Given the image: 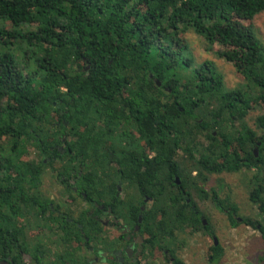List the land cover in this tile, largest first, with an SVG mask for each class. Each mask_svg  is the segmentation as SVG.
Masks as SVG:
<instances>
[{"label": "trees", "instance_id": "obj_1", "mask_svg": "<svg viewBox=\"0 0 264 264\" xmlns=\"http://www.w3.org/2000/svg\"><path fill=\"white\" fill-rule=\"evenodd\" d=\"M263 11L264 0H0V219L30 211L43 157L52 172H80V188L113 162L133 181V157L152 150L182 183L195 181L199 198L217 200L230 226L257 230L264 261V47L252 25ZM189 31L208 49L217 44L215 56L255 89L226 87L213 60L195 64ZM251 109H259L255 128L246 122ZM62 138L63 152L55 147ZM252 168L248 199L257 218L238 221L227 196L198 184ZM152 198L147 229L196 218L175 194ZM212 247L209 264L223 254Z\"/></svg>", "mask_w": 264, "mask_h": 264}, {"label": "flooded vegetation", "instance_id": "obj_2", "mask_svg": "<svg viewBox=\"0 0 264 264\" xmlns=\"http://www.w3.org/2000/svg\"><path fill=\"white\" fill-rule=\"evenodd\" d=\"M132 135L136 143L141 140L138 130ZM63 143L64 138L56 149L63 152ZM251 149L256 150L254 146ZM147 153L146 157H133V181H124L128 174L121 168L115 172L113 162V170L101 174L100 181L86 182L80 188V172H52L48 157H43L46 167L32 187V205L24 206L30 211L16 214L19 219L14 222L0 219V264H201L198 256L209 264L208 259L217 252L212 245L223 246L218 241L217 224L211 220L213 214L193 197L197 195L195 181L182 183L173 173L171 161L162 164L152 150ZM146 169L150 178L143 176ZM192 175L197 172L193 170ZM207 182L198 184L204 187ZM153 194H175L185 201L179 206L190 209L196 218L190 223L168 219L164 224L172 229L162 232L147 229L144 213L153 207ZM208 200L217 203L228 219L227 210L217 200ZM169 207L174 208L172 203ZM232 216L241 221L234 212ZM154 218L146 222L151 224ZM197 221L199 224H194ZM223 254L215 264L221 263Z\"/></svg>", "mask_w": 264, "mask_h": 264}, {"label": "rangeland", "instance_id": "obj_3", "mask_svg": "<svg viewBox=\"0 0 264 264\" xmlns=\"http://www.w3.org/2000/svg\"><path fill=\"white\" fill-rule=\"evenodd\" d=\"M252 25L257 38L264 47V11L254 16ZM7 27L10 29L11 25L8 24ZM185 36L189 43V54L194 57L195 64H199L206 59L213 60L223 74V81L226 87L232 88L242 83L243 86L248 84L249 87L255 89V86L251 82H247L245 79L242 82L241 76L230 62H226L215 56L214 52L219 47L217 44H213L208 49L201 36L191 31L187 32ZM31 49L30 46L25 48L27 54L30 53L32 57L33 53ZM258 113L259 109H251L247 112L246 122L252 128H255V116ZM256 171V169L252 168V170H248L246 173L223 172L217 175L214 174L210 176L204 188L210 189L212 186L218 188L216 192L219 197L227 196L236 205L238 217L257 218L256 206L248 199V183ZM219 180L221 181L220 184ZM224 186L228 188L227 191L224 190ZM193 197L206 212L213 214L211 220L217 224L218 241H220L224 249L220 264H264V261L260 258L263 251V239L257 230L245 223H239L237 226H231L230 228L226 214L219 209L217 203L211 202L208 199H201L197 195H193ZM208 243L206 241L205 246ZM198 261L201 264H205L199 256Z\"/></svg>", "mask_w": 264, "mask_h": 264}, {"label": "water", "instance_id": "obj_4", "mask_svg": "<svg viewBox=\"0 0 264 264\" xmlns=\"http://www.w3.org/2000/svg\"><path fill=\"white\" fill-rule=\"evenodd\" d=\"M156 83H157V85H159V84H160V82H159V81H157ZM254 155H255V156H257V151H256V150L254 151ZM203 223H204V222H203ZM214 243H215V244L217 243V242H216V240L214 241Z\"/></svg>", "mask_w": 264, "mask_h": 264}]
</instances>
